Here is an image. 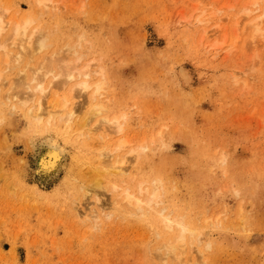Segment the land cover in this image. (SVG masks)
<instances>
[{
  "label": "rangeland",
  "instance_id": "rangeland-1",
  "mask_svg": "<svg viewBox=\"0 0 264 264\" xmlns=\"http://www.w3.org/2000/svg\"><path fill=\"white\" fill-rule=\"evenodd\" d=\"M252 1L50 0L38 14L48 45L40 53L69 44L81 65L103 70V113L125 114L128 136L148 144L125 179L160 182L156 210L183 217L194 246L199 239V253L187 254L193 264H264V31L251 39L253 26L240 13L264 6ZM0 3L9 8L7 20L14 11L28 13L33 0ZM19 50L8 48L11 55ZM40 53L10 68L0 61V264H158V239L146 222L118 218L89 227L83 212L94 204L72 171L78 127L69 141L48 131L67 153L58 178L42 186L31 176L28 141L46 135L3 94ZM48 92L63 93L54 86ZM110 189L88 190L105 212Z\"/></svg>",
  "mask_w": 264,
  "mask_h": 264
},
{
  "label": "bare ground",
  "instance_id": "bare-ground-1",
  "mask_svg": "<svg viewBox=\"0 0 264 264\" xmlns=\"http://www.w3.org/2000/svg\"><path fill=\"white\" fill-rule=\"evenodd\" d=\"M49 3L50 0H33L28 13L14 11L7 20L5 18L9 8L0 3V50L2 52L0 61L2 60L4 67L10 68L14 61L21 64L26 55L32 57L48 47L45 43L47 38L44 36L47 34L43 25L38 23V14L41 8L48 7ZM259 3L260 0H253L251 5H259ZM257 10L261 13L251 18V14ZM240 13L248 20L247 23L253 26L250 38L253 39L256 35L263 36L261 31L264 29L262 30L260 25L264 23V6L253 9L244 6ZM198 22L201 23L204 20L199 19ZM234 24L232 30L238 25V23ZM225 28L226 26H224L223 34H227ZM230 33L232 34L231 31ZM233 36L232 39L235 37ZM237 36L233 39L234 43L238 40ZM79 42H81L80 37H78L77 45ZM9 46H15L20 50L18 53L15 52V55H11L8 51ZM232 47L235 48L230 45V50ZM62 50L54 48L48 54L40 53V57L31 60L29 64L32 65L25 66L16 78V83L9 84L3 94L6 105L21 108L24 117L30 120L28 121L30 127L40 129L46 135L40 140L28 141L31 154V166L28 169L31 176L35 177L42 186L58 178L66 167L67 153L48 131L57 130L66 141H69V137L74 136L73 128L78 127L75 144L80 153L74 158L72 171L87 183L86 186L80 187L81 191H84L82 196L85 201L91 200L95 206L89 208L87 214L83 212L90 219L92 225L90 224L89 227L96 229L99 225L98 221L110 222L118 218L129 219L130 222L135 223L146 222L148 226H151L155 238L158 239L157 246L154 248V258L157 259L158 264H193L187 254L189 251L199 253L197 250L199 239L195 237L196 245L194 246L195 233L184 222L183 217L166 213L165 208L156 210L159 205L160 182L156 179L150 180L146 175H144L145 180L136 183L134 175L125 179L138 159L145 155L148 144L144 139L136 142L134 137L128 136L125 114L103 113L105 107L99 103L105 94L106 81L103 70L101 68L91 70L89 63L81 65L80 57L76 56V49L69 44H66ZM3 71V69L0 70V82L4 76ZM178 74L180 78L186 76L182 69L178 70ZM2 86L4 87V83ZM52 86L63 93L48 92ZM75 94L82 98L80 104L74 105L72 102L71 98ZM48 95L50 99L45 101ZM13 101L15 103H11ZM32 102L36 105V109L32 107ZM83 106L84 109H82ZM77 111H83L79 122L76 118ZM29 116L33 119L31 120ZM92 131L97 132V139ZM92 138L94 143L90 146L89 140ZM24 170L27 171L26 163ZM67 182H70V179ZM32 186V192L40 197L43 191L36 185ZM106 187H110L113 192L111 195L109 193V212H105L98 205L100 202L97 195L88 191H102ZM154 212H156L155 215H153ZM77 216H80L79 213Z\"/></svg>",
  "mask_w": 264,
  "mask_h": 264
}]
</instances>
